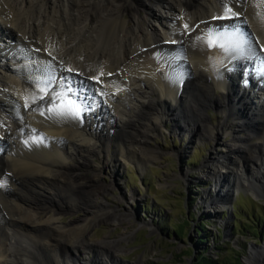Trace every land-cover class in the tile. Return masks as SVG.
<instances>
[{"label":"bare ground","instance_id":"bare-ground-1","mask_svg":"<svg viewBox=\"0 0 264 264\" xmlns=\"http://www.w3.org/2000/svg\"><path fill=\"white\" fill-rule=\"evenodd\" d=\"M186 81L226 90L227 113L254 115L262 126H252L255 133L243 145L225 144L234 156L219 157L225 170L209 166L216 192L209 201L222 209L229 196L226 171L242 173L240 161L250 162L256 152L264 160V0H0V264H116L97 252L91 256L92 249L112 247L127 235L86 241V223L93 219L63 227L54 218L38 219V210L50 215L70 205L62 201L68 192L58 194L62 200L49 192L60 180L68 190L79 184L67 175L65 158L94 151V138L110 139L101 127H122L125 111L138 112L128 121L139 127L146 102L160 113L182 110L175 101L181 88L186 92ZM151 91L155 100L148 98ZM75 106L82 109L79 117L70 114ZM50 107L63 114L50 116ZM237 124L247 127L243 118ZM109 139L105 148L121 154ZM256 170L238 175L232 194L242 186L261 195L264 184L259 187L255 175L264 183V171Z\"/></svg>","mask_w":264,"mask_h":264},{"label":"rangeland","instance_id":"rangeland-1","mask_svg":"<svg viewBox=\"0 0 264 264\" xmlns=\"http://www.w3.org/2000/svg\"><path fill=\"white\" fill-rule=\"evenodd\" d=\"M139 14L144 15V10L141 9ZM125 18L128 19V15ZM152 22L160 29L159 21ZM1 38L10 44L9 38ZM186 82V92H181V88V96L175 101L182 109L179 112L169 111L168 107L160 113L158 108L146 102L138 116L147 124L142 123L139 127L130 124L129 118L135 119L138 112L125 111L119 115L127 118L122 127L114 124L101 127L102 134L105 137L109 134L110 139L108 136L105 140L94 138L91 141L96 145L94 151L84 153L81 158L77 155L65 158L67 175L72 174L79 184L75 182V189L68 190L60 180L59 184L50 186L49 192L57 194L58 200L61 199L59 193L68 192L61 200L69 201L70 205L64 204L61 210L56 209L57 213L50 212V215L49 211L38 210V219L50 221L54 218L53 223L63 227H76L84 218L86 222L93 219L86 223L88 232L84 236L91 242L118 240L127 235L125 240L112 247L94 246L92 249L91 256L97 252L106 259H116V264H194L201 253L216 264H264V191L257 196L251 194L250 189L239 186L237 193L232 194L238 175L253 176L256 169L264 171L261 168L263 154L256 152L258 155L250 158V162L243 158L240 161L241 165L244 163L242 173L237 168L227 169L229 172L226 171L222 182H229L226 184L229 196L222 209L209 201L216 192L213 189L215 179L208 171L212 164L217 172L225 170L218 164L220 158L230 154L225 144L249 142L250 135L255 133L252 128L258 131L262 128H258L261 123H254L256 116L249 119L245 112L238 116L227 113L231 103L226 90L217 87L208 90L203 82ZM157 95L151 91L148 98L155 100ZM251 100L250 105H253L255 101ZM160 106L156 104V107ZM53 110L50 116H58ZM242 118L247 127L238 126ZM222 122L224 126L219 130ZM192 124H196L195 127ZM108 139L112 144H118L123 152L120 154L111 147L107 150ZM24 145L38 153L30 141H25ZM131 145L138 148L131 149ZM255 180L262 187L264 183L258 172ZM92 189H98L96 195L99 198L95 194L94 197L87 195ZM198 226L204 227L201 234L194 231ZM201 235L205 238L202 242L199 241ZM70 251L72 253L71 248Z\"/></svg>","mask_w":264,"mask_h":264},{"label":"trees","instance_id":"trees-1","mask_svg":"<svg viewBox=\"0 0 264 264\" xmlns=\"http://www.w3.org/2000/svg\"><path fill=\"white\" fill-rule=\"evenodd\" d=\"M203 228L201 226H198L197 228L194 229V231L196 234H198V233L201 234L203 231ZM202 239H205V238H203L201 235V238L199 241L202 242ZM194 264H216V262L213 261L209 256L205 255V253H201V254L197 255L196 261ZM239 264H241V263H239Z\"/></svg>","mask_w":264,"mask_h":264},{"label":"snow or ice","instance_id":"snow-or-ice-1","mask_svg":"<svg viewBox=\"0 0 264 264\" xmlns=\"http://www.w3.org/2000/svg\"><path fill=\"white\" fill-rule=\"evenodd\" d=\"M227 11H231V9H226ZM199 39V38H198ZM212 46V42L211 41H209V47H211ZM68 71H71L70 69L68 70ZM46 91V90H45ZM68 103L69 104H72V101H68ZM52 104L53 105H56V98L55 97H53V100H52ZM59 108L60 109H63L64 108V104H63V97L61 98V103H60V105H59ZM49 111H52V108L50 107L49 108ZM81 113H82V109L79 107V106H75L74 108H72L71 110H70V114H72V115H74V116H81ZM58 114H63V112H60V113H58Z\"/></svg>","mask_w":264,"mask_h":264}]
</instances>
